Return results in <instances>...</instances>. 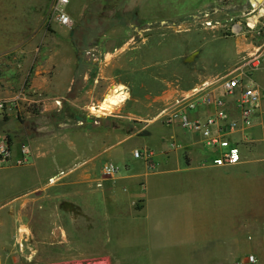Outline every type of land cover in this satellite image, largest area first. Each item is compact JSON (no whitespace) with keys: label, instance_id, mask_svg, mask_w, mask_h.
Here are the masks:
<instances>
[{"label":"rangeland","instance_id":"obj_1","mask_svg":"<svg viewBox=\"0 0 264 264\" xmlns=\"http://www.w3.org/2000/svg\"><path fill=\"white\" fill-rule=\"evenodd\" d=\"M184 1L70 0L67 12L72 25L65 28L50 21L52 0H0V84L12 78L22 81L9 95H6L7 87L0 88V100L21 95L15 110L0 115V139L8 142L11 157L21 158L24 147L31 149L29 159L34 154L41 156L46 151L43 143L49 139H61L57 146L66 149L72 137L82 140L81 131L73 130L77 127L75 124L92 128L90 123L97 147L102 145L106 131L113 135L128 133L136 138L134 142H117L113 150L101 153L94 162L96 177L102 176L101 167L105 163H113L119 173L126 168L135 174L145 172L144 158L133 156L134 148L142 153V143L149 144L154 153V169H157L162 145L170 149L171 142L163 137L161 144L160 133H153L150 138L139 133L158 108L169 107L178 98L159 103L153 99L163 91L170 90L181 96L194 87L206 85L233 72L254 52L239 48L252 38L246 32L247 18L253 16L248 13V0H214L208 8L213 7L212 11L216 12L207 20L198 12L187 11ZM205 21L211 24L206 26ZM238 22L245 33L230 34L228 30ZM253 37L254 43H261L260 35ZM8 48L12 50L7 51ZM191 54V60L185 62ZM48 60L56 65L43 68L48 75L62 71L57 75L63 76L66 82L73 76L65 96L46 100L52 104L49 109L43 106L45 93L28 88L37 63ZM83 64L87 66L78 67L81 71L74 74L73 66L77 69L76 66ZM83 71H88L86 80L82 79ZM119 85L127 94L125 100L112 113L94 114L90 108ZM87 90H92L94 99L86 103L84 110H79L77 107L87 101L83 97ZM148 110L147 116L139 113ZM13 172L9 180L1 183V188H5L9 197L14 193L23 202L16 206L15 226L0 227V264H88L87 258L72 255L93 256L126 250L120 243V224L117 234L110 235L113 238L110 241L109 237V243L102 234L88 242L86 227H72V219L87 218V211L73 206L70 187L64 189L68 192V201L57 203L55 186L61 175L41 179L38 172L21 169ZM143 180L151 200L158 199L159 203L167 197L157 190L161 186L166 191L167 184H160L151 175ZM45 185L47 188L40 189ZM46 189L47 204L42 195ZM56 204H60L59 209ZM114 213L109 212V216L116 218ZM57 222L63 226L57 227ZM114 228V225L110 227L112 231ZM75 229L82 233L79 241L72 235ZM61 230L67 234L65 243L58 237Z\"/></svg>","mask_w":264,"mask_h":264},{"label":"crops","instance_id":"obj_2","mask_svg":"<svg viewBox=\"0 0 264 264\" xmlns=\"http://www.w3.org/2000/svg\"><path fill=\"white\" fill-rule=\"evenodd\" d=\"M213 1L185 0L184 5L190 13L200 11L208 14L204 17L207 20L216 12L212 11L213 7L208 8ZM247 3L249 5V0ZM243 28L238 22L228 31L230 34L239 35L245 33ZM235 30L239 34H236ZM251 37L249 42L243 43L239 48L240 51H254L251 63L253 66L240 64L233 72L216 77L217 79L200 89L199 95L209 94L226 101L224 107L228 118L218 121L215 128L210 127L212 135L216 134L217 127L226 128L228 120L239 119L235 100L240 90L235 89L233 96H226L221 85L225 78L239 76L242 87L252 83L264 90V45L262 41L260 44L254 43L255 37ZM2 50L6 49L2 47ZM47 66L56 67L53 60L37 63L28 88L45 93L46 97L42 96L43 106L49 109L52 104L46 100L65 96L70 90L73 76L69 80L66 79L67 82L63 81V76L57 75L62 71H57L53 76L48 75L43 69ZM84 66L87 65H78L75 69L74 65V74L80 72L79 68ZM83 72L82 79L86 80L88 71ZM21 82L12 78L1 83L0 88L3 85V88L7 87L9 91L6 95H9ZM84 93L83 97H86L87 101L77 107L79 110H84L86 103L94 99L92 90ZM24 97L22 99H25ZM172 97L181 98L180 95L176 96L167 90L157 95L153 101L159 103ZM78 98L75 97V100ZM179 104L174 102L162 110L157 107L152 119L146 120V126L142 128L144 131L139 133L141 137L149 138L153 133H160L158 141L161 144L164 143L163 137L170 140L171 148L163 144L159 151L157 169H154V153L149 149V144L142 143L140 153L148 151L152 157L148 162L143 159L145 172L135 174L126 168L122 173H119L118 169L113 176L105 177L101 174V177H96L94 162L101 153L113 150L117 142H134L136 138L128 133L113 135L111 131H106L101 140L102 145L97 147L90 123L88 125L92 128L75 124L77 127L73 130L75 133L81 131L82 140L72 137L71 144H68L66 149L65 146L62 149L58 147L61 139H49L46 144L43 143L46 151L41 156H35L31 152L34 156L25 164L18 163L19 156H12L0 169V227L4 228L10 224L15 226L16 206L23 202L21 199L17 200L14 193L9 197L5 188H1V183L9 180L14 170L38 172L41 179H48L63 172L59 177L61 180L55 186L57 203L68 201V192L64 189L70 187L74 196L73 206L87 211V218L72 219L71 225L77 228L86 227L84 232L88 236V242H91L92 237L95 240L102 234L105 236V242L109 243L113 238L110 235L117 234L120 224V243L126 250L93 256L72 255L87 258L88 264H234L249 253L258 257L259 264H264L261 254V241L264 237V101L255 111L250 125L231 135L232 140L239 144L241 160L236 165L225 167L212 164L216 154L206 145V139L201 133L182 129L176 123H167L166 116L173 109H177ZM196 111L197 113L191 114L190 117L199 119L200 122L216 115L213 107L201 106ZM139 113L147 116L149 110ZM141 120L145 121L143 117ZM137 122L143 123L138 119ZM149 162L151 170L146 167ZM150 175L160 181V184H167L166 191L161 186L157 189L162 196L167 194L159 203L158 199L151 200L147 194L149 192H146L143 179ZM44 188H47L46 185L40 189ZM42 195L45 196L47 204L48 189L45 193L43 190ZM56 205L59 209L60 204ZM112 211L115 212L116 218L109 216ZM58 217L57 214L59 221ZM112 222L115 227L113 231L110 229L113 227ZM62 224L57 222L56 226L62 227ZM74 231L72 235H76L79 241L78 236L82 233L76 229ZM66 236L64 230L59 232L58 237H62L64 243L67 242Z\"/></svg>","mask_w":264,"mask_h":264},{"label":"built area","instance_id":"obj_3","mask_svg":"<svg viewBox=\"0 0 264 264\" xmlns=\"http://www.w3.org/2000/svg\"><path fill=\"white\" fill-rule=\"evenodd\" d=\"M70 0H52L49 10L50 21L57 25L65 28H70L72 25V19L67 12V6ZM249 15L256 16L261 9H264V5H260L256 9H253L249 4ZM247 13V14H248ZM208 14H204V17ZM249 18H247L248 21ZM206 26L210 25L211 22L205 21ZM219 22L216 21L215 25ZM247 25L248 33L252 35H260L262 38V45H264V17H261L252 27ZM239 34L237 30L234 31ZM243 60V65H251L253 61V55ZM253 66V65H251ZM222 89L226 96H233L235 89H239V96L235 100V105L239 110V119L228 120L226 128L217 127L216 134L212 135L210 127H216L217 122L228 118L225 111L226 101L221 98L213 97L209 94L199 95L200 89L206 85L194 87L190 91H187L181 95L180 99L175 101V104H179L177 109H173L166 116L167 123L178 124L182 129H186L192 132L201 133L206 139V145L215 152L216 156L212 160V164L217 167L233 166L241 160V150L238 142L232 140L231 135L242 127L250 125L251 119L256 110L264 101V90L255 84H247L241 86V78L233 76L225 78L222 83ZM21 95H17L12 100H0V115L4 114L5 111H12L16 109L17 100L20 99ZM58 103V102H56ZM213 107L215 108L216 115L214 117H208L203 122L199 119H191V114H196L199 107ZM30 156L29 149L24 147L22 150V156L18 160L19 164H25L28 162ZM133 156L138 158L142 157L145 161H151V154L147 151L141 154L138 150L133 152ZM11 158L9 144L5 138L0 139V169L7 163ZM151 167L150 162L147 164ZM118 172V168L112 163H105L101 167V174L105 177L113 176ZM63 172L58 173V176L62 175ZM250 239V237L248 238ZM261 254L264 258V237L261 241ZM234 264H259V259L254 253L246 254L243 259L236 261Z\"/></svg>","mask_w":264,"mask_h":264},{"label":"bare ground","instance_id":"obj_4","mask_svg":"<svg viewBox=\"0 0 264 264\" xmlns=\"http://www.w3.org/2000/svg\"><path fill=\"white\" fill-rule=\"evenodd\" d=\"M260 1L264 4V0ZM261 17H264V9H261L256 16H250L248 19L249 26L252 27ZM122 90H124L122 85L111 88V90L104 96L103 100L97 106H92L90 110L96 115L112 113V111L115 110L116 107L126 98L127 94L125 95Z\"/></svg>","mask_w":264,"mask_h":264},{"label":"water","instance_id":"obj_5","mask_svg":"<svg viewBox=\"0 0 264 264\" xmlns=\"http://www.w3.org/2000/svg\"><path fill=\"white\" fill-rule=\"evenodd\" d=\"M249 4L253 9H256L257 7H259L260 5H264L261 3L260 0H249ZM193 57V55L191 54L190 56H188L187 58L184 59L185 62H188L191 60V58Z\"/></svg>","mask_w":264,"mask_h":264},{"label":"flooded vegetation","instance_id":"obj_6","mask_svg":"<svg viewBox=\"0 0 264 264\" xmlns=\"http://www.w3.org/2000/svg\"><path fill=\"white\" fill-rule=\"evenodd\" d=\"M197 12L200 13V14L202 15V17H204V14H203L202 12H200V11H197ZM197 12H196V13H197Z\"/></svg>","mask_w":264,"mask_h":264}]
</instances>
